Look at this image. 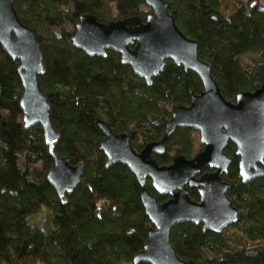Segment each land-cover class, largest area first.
Segmentation results:
<instances>
[{
	"label": "trees",
	"instance_id": "16d2710c",
	"mask_svg": "<svg viewBox=\"0 0 264 264\" xmlns=\"http://www.w3.org/2000/svg\"><path fill=\"white\" fill-rule=\"evenodd\" d=\"M165 1L176 12L180 29L197 40L199 55L211 65L226 99L235 101L240 91L255 90L264 82L260 0L247 7L235 4L229 13L221 0ZM71 2L80 6L79 16L93 13L105 22L113 9L116 19L139 15L145 20L150 11L145 0H14L19 18L35 31L42 49L45 71L38 85L60 133L54 151L71 164L83 162L85 168L74 190L59 196L47 178L54 158L43 128L24 123L19 60L0 44V264H134L152 223L135 174L122 163L106 166L98 119L115 132H127L141 150L164 137L176 105H188L191 92L203 89L195 72L173 61L149 85L122 62L119 52L90 56L73 44L75 32L44 36L47 28H63V6ZM196 132L177 127L165 141V151L154 154L158 163L170 164L178 154L194 157L199 152ZM225 151L232 162L223 179L230 182L228 195L239 210L229 227L250 245L230 248L223 231L192 222L176 224L171 243L181 258L198 263L264 264V177L243 182L235 145L229 142ZM148 182L159 202L169 197L156 193ZM190 196L199 200L197 187L190 188ZM41 213L44 221L39 224L33 218Z\"/></svg>",
	"mask_w": 264,
	"mask_h": 264
},
{
	"label": "water",
	"instance_id": "95a60500",
	"mask_svg": "<svg viewBox=\"0 0 264 264\" xmlns=\"http://www.w3.org/2000/svg\"><path fill=\"white\" fill-rule=\"evenodd\" d=\"M145 2L150 8L145 20L134 15L105 22L93 13L81 14L72 42L90 56L106 57L109 50L119 52L122 62L149 85L168 61L200 77L202 91L191 92L188 105H176L164 137L146 143L141 150L132 145L127 132H115L100 118L98 125L104 133L100 149L107 158L106 166L122 163L135 174L152 223L148 241L133 263L206 264L181 258L171 243L170 232L182 222L221 232L237 221L239 210L228 195L231 184L223 179L232 162L225 149L229 142L235 145L243 182L264 177V82L255 90L240 91L235 101L226 99L211 65L199 55L197 40L177 25L176 12L169 10L165 0ZM0 44L19 60L24 123L27 128L37 124L43 128L54 158L47 178L64 197L80 183L85 164H71L68 157L54 151L60 133L51 123V104L38 85V76L45 71L42 49L35 31L19 18L14 0H0ZM177 127L198 130L203 148L194 157L178 154L170 164H159L154 154L165 151V141ZM205 167L209 170H203ZM148 180L156 193L169 197L159 202ZM191 187L198 188L199 200L191 198Z\"/></svg>",
	"mask_w": 264,
	"mask_h": 264
},
{
	"label": "rangeland",
	"instance_id": "374dc122",
	"mask_svg": "<svg viewBox=\"0 0 264 264\" xmlns=\"http://www.w3.org/2000/svg\"><path fill=\"white\" fill-rule=\"evenodd\" d=\"M221 1H222V7L224 8V10L227 13H229L231 11V9L235 6V4H237L238 6H246L247 7V5L250 1L254 2L256 0H221ZM260 3L262 5H264V0H260ZM63 9L66 12L63 28L62 29L61 28L60 29L47 28L43 32L44 36H48L51 33L57 35L58 33H61V31H64L66 33H74L75 32L76 24L79 21L80 6L78 4H76V2H71L68 5L63 6ZM148 10H150V9H148ZM112 12H113V14H112L111 19H116L117 18V11L115 9H113ZM252 58H253V56L250 57V61H252ZM195 141H196L195 152L200 151L199 149H201L200 147L201 146L203 147V145L200 142V133L198 130L196 132ZM192 156H193V154H192ZM33 219H34V221H36L40 224L44 221V214H42V213L38 214ZM223 232L229 239L228 245L230 248H236V247L242 248L244 246L250 245L249 241L239 239L237 230H235L234 228L227 227L223 230Z\"/></svg>",
	"mask_w": 264,
	"mask_h": 264
},
{
	"label": "flooded vegetation",
	"instance_id": "af4514ba",
	"mask_svg": "<svg viewBox=\"0 0 264 264\" xmlns=\"http://www.w3.org/2000/svg\"><path fill=\"white\" fill-rule=\"evenodd\" d=\"M205 168H207V170H209V167H205ZM206 171V170H205Z\"/></svg>",
	"mask_w": 264,
	"mask_h": 264
}]
</instances>
